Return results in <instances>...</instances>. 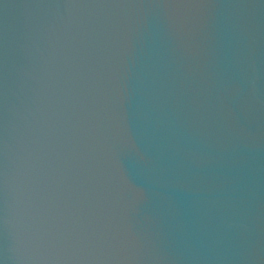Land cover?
I'll return each mask as SVG.
<instances>
[{
	"label": "water",
	"instance_id": "obj_1",
	"mask_svg": "<svg viewBox=\"0 0 264 264\" xmlns=\"http://www.w3.org/2000/svg\"><path fill=\"white\" fill-rule=\"evenodd\" d=\"M0 264H264V0H0Z\"/></svg>",
	"mask_w": 264,
	"mask_h": 264
}]
</instances>
